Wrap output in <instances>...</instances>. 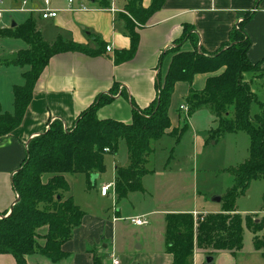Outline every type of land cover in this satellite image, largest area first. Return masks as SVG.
Returning a JSON list of instances; mask_svg holds the SVG:
<instances>
[{
    "label": "trees",
    "instance_id": "1",
    "mask_svg": "<svg viewBox=\"0 0 264 264\" xmlns=\"http://www.w3.org/2000/svg\"><path fill=\"white\" fill-rule=\"evenodd\" d=\"M166 0H151L143 7L142 0H128L122 18L130 47L117 51L113 62L130 59L137 48L139 35L136 25L143 26L147 17L161 9ZM240 21L230 33L229 41L214 53H206L198 46V37L191 26H185L183 34L160 55V60L170 53L168 67L163 73L160 69L154 78L155 98L145 109H140L131 100L132 120L123 121L100 118V106L111 102L118 88L115 82L107 94H99L76 118L73 127L66 129L54 120L49 130L33 137L26 147L21 166L11 177L15 202L0 214V254L12 255L17 264H28L27 257L39 254L52 263L68 257L61 246L72 237L84 211L69 194L67 175L82 173L88 179L104 170L105 153L116 154L119 142L123 140L128 154L126 167H116L113 180L117 202L128 198L134 191L144 192L142 176L152 172L146 169L147 158L151 154V143L161 140L165 135L180 140L189 127L188 119L197 110L208 107L218 120V127L212 135L246 132L250 139L247 159L230 169L232 186L226 191L221 212L199 214L191 212H171L164 216L165 252L171 254V264H192L194 248L206 255L219 251L235 254L243 246L244 228L252 235L253 248L264 257V219L242 216L228 203L244 194L255 179L264 180V98L252 91L250 80L263 78L261 61L252 63L247 52L250 40ZM192 39L189 40V36ZM0 38L18 39L27 45L17 53L16 63L28 66L23 73V83L12 88L13 111L2 112L0 107V137L10 134L20 124L31 101L33 87L49 59L56 54L80 51L87 55H101L105 44L98 43L96 49L89 51L73 41L58 36L53 42L43 39L36 26V20L29 16L23 23L14 27L0 29ZM191 42L190 50H183L185 41ZM4 62H8L5 60ZM197 74H205L204 86L195 90L192 86ZM186 82L189 92L183 108L181 126L167 134L171 128L168 108L175 84ZM118 93V92H117ZM121 95L128 97L125 92ZM253 108L254 111H253ZM225 199V200H224ZM44 232L41 233L40 231ZM92 264H103V257L92 253Z\"/></svg>",
    "mask_w": 264,
    "mask_h": 264
},
{
    "label": "crops",
    "instance_id": "2",
    "mask_svg": "<svg viewBox=\"0 0 264 264\" xmlns=\"http://www.w3.org/2000/svg\"><path fill=\"white\" fill-rule=\"evenodd\" d=\"M110 1L111 3L109 0H91L92 5L81 2L75 6L67 5L64 9L53 8L49 3L50 8L59 10L57 17L52 19L40 18L39 10L43 8L41 1L34 2L30 8L24 7L28 4L26 2L19 9L8 12L3 10L0 29L11 27L12 21L16 25L23 23L32 16L36 20V26L42 37L44 34L38 20L50 21L53 24L47 31L50 36L54 34V39L47 42H53L58 36L62 37L61 33L65 32L67 36L62 37L63 39L73 41L89 51L96 49L98 43H104L105 50L103 54L94 56L80 51H68L56 54L49 59L35 82L32 98L21 124L10 134L0 137V214L10 210L15 201L11 177L25 158L27 143L33 137L45 132L54 120L60 122L65 128L71 127L78 115L93 103L95 97L99 94H107L115 82L118 85V93L113 96L111 102L99 107L97 115L100 118L130 122L132 120L131 100L140 109H145L154 100L156 94L154 78L159 69L163 73L166 71L171 58L170 53H166L159 63L160 55L174 46L183 34L185 26L192 27L198 37V46L204 52L214 53L229 41L233 28L246 19L243 29L250 40L247 56L252 63L261 61V67L264 69V0H166L161 9L147 17L143 26L136 25L139 41L135 53L130 59L119 63L113 62L115 53L130 47V38L122 18V14H126L124 6L128 0ZM150 1L142 0L143 7H147ZM81 6H86L88 11L79 10ZM32 12L38 15L34 16ZM0 46H6L10 51L5 55L17 54L18 50L27 47L25 42L12 38H0ZM106 47H109V50H106ZM182 49H191L189 40L183 43ZM108 56H110L109 59ZM0 60L5 64L16 63L15 60L4 62L2 56ZM20 67L23 66L20 65ZM27 69L28 66L25 70L17 71L19 79L10 85L5 82L4 75V86L0 90L2 112L12 113V88L23 83L22 76ZM206 78L205 74H197L193 79V88L200 90ZM121 92H125L128 97L121 95ZM188 92L189 85L186 82L175 84L168 108L171 128L167 134L180 125L179 111L183 108ZM111 108L113 113L108 112ZM104 109L107 111L103 112ZM184 109L185 107L182 110ZM166 172L154 174L155 186H158L162 175H165L167 180L182 173V170ZM155 202L156 200L151 204V212L146 213V217L142 215L146 221L155 214L161 215L163 223L167 213L199 214L194 210L193 204L168 209L159 207L158 204L154 205ZM119 211L120 209L116 208L112 219L84 212L82 221L73 230L71 239L61 246L62 251L68 254L67 258L52 263L39 254H32L27 257L28 264H92V253L101 255L104 260L105 256H110L112 252L118 250V230L120 229L118 219H121ZM215 212L218 211L211 213ZM124 221L129 224L126 219ZM106 230L115 231L107 237L112 240L110 245L105 241ZM163 231L159 236L161 244L159 250L151 255L148 253L149 264H171L172 262L171 254L165 252ZM144 242L142 246L136 245L135 248L142 249L145 246ZM206 256L203 251L195 247L192 264H206ZM212 256V264H264V257L253 248L252 235L249 246L244 244L243 237V246L235 254L219 251ZM121 260L122 258H119V264ZM0 264L17 263L12 255L0 254Z\"/></svg>",
    "mask_w": 264,
    "mask_h": 264
},
{
    "label": "rangeland",
    "instance_id": "3",
    "mask_svg": "<svg viewBox=\"0 0 264 264\" xmlns=\"http://www.w3.org/2000/svg\"><path fill=\"white\" fill-rule=\"evenodd\" d=\"M26 1L28 2L24 5L26 8H30L34 2H42V0ZM22 2L23 0H0V9L5 12L16 10L21 6L23 7ZM49 2L51 7L57 9H64L67 5L75 6L81 2L92 5L91 0H71V3H68V0H49ZM109 2L111 3L110 0ZM32 14L38 15L36 12H32ZM38 22L43 31L44 39L46 41L53 40L54 34L50 36L47 31L53 24L50 21L43 22V20H38ZM186 34L191 40L192 35ZM61 36L66 37L67 35L62 32ZM189 43L191 44L190 41ZM8 52L10 51L6 46H0V58ZM107 58L109 59L110 56ZM26 68L27 66L20 67L19 63L5 64L0 60V90L4 86V75L6 77L5 82L10 85L19 79L17 71ZM252 76L251 73H246L245 79L250 80L252 91L262 99L264 98V77L252 78ZM113 92L117 93V88ZM106 111L104 109L103 112ZM108 112L113 113V108L108 109ZM186 113L187 108L185 107L182 115L184 116ZM188 121L189 127L183 132L178 142H176L175 137L165 135L161 140L151 143L152 152L147 158L145 167L152 172L142 176L144 192L134 191L128 198L121 199L119 202H117L115 194L112 193V188L109 190V195L105 197L100 195L102 184L107 183L112 186L115 168L126 167L128 164L127 149L123 140H120L116 154H104V170L94 181L82 173L67 175L69 193L72 194L73 201L79 205L82 211L112 219L116 208L120 209L118 250L114 252V255L118 260L122 258L121 264H149L148 253L151 255L159 250L161 247L159 236L164 230V223L160 214L151 216L150 220L147 218L148 221L144 226L141 225L142 227H137L131 223L126 224L125 219L131 216L149 214L151 204L155 200L154 205L158 204L159 207L168 209L187 207L188 204H193L194 210L199 214L211 213L212 211L221 212L224 202L222 200L212 202V198L214 196L224 197L233 183V176L229 170L244 162L248 157L250 146L248 134L240 131L222 136L212 135V130L218 127V120L208 107L195 111ZM181 123L178 127L181 126ZM72 127L73 125L65 128V130ZM177 170H182V173L167 180L165 179L167 177L162 175L158 181V186H155L154 174L156 172L167 173L166 171L174 172ZM227 205L228 209L235 208L243 217L249 215L253 219H264V180H252L244 194L239 195L235 202L231 201ZM195 214L193 216L199 215ZM114 233V230L111 232L106 230L105 241L109 245L112 240L107 237ZM262 233H264V228L260 234ZM143 242L145 246L142 249L135 248L136 245L142 246ZM244 244H248V246L251 244V233L247 229L244 230ZM103 263L111 264L110 256H105Z\"/></svg>",
    "mask_w": 264,
    "mask_h": 264
},
{
    "label": "built area",
    "instance_id": "4",
    "mask_svg": "<svg viewBox=\"0 0 264 264\" xmlns=\"http://www.w3.org/2000/svg\"><path fill=\"white\" fill-rule=\"evenodd\" d=\"M26 2H27L26 0H23L22 4L24 5V4H26ZM42 3H43V8H41L39 10L40 18L41 19L56 18L59 10L50 8L49 7V3H50L49 0H42ZM68 3H71V0H68ZM79 10L88 11V8L86 6H81L79 8ZM111 10H113V9H111ZM2 16H3V10L0 9V22L2 20ZM106 50H109V47H106ZM110 188L113 189L112 193L114 194L113 184H112V186H111V184H104L103 186H101L100 187V194L103 195V196L109 195ZM126 221L128 223L134 224L136 226L144 225L147 222L144 216L130 217V218L126 219ZM110 258H111V264H119V260L115 257L114 252H112L110 254Z\"/></svg>",
    "mask_w": 264,
    "mask_h": 264
},
{
    "label": "water",
    "instance_id": "5",
    "mask_svg": "<svg viewBox=\"0 0 264 264\" xmlns=\"http://www.w3.org/2000/svg\"><path fill=\"white\" fill-rule=\"evenodd\" d=\"M15 25H16L15 22L12 21V23H11V27H14ZM16 59H17V54H16V53H13V54H7V55H5V56L2 57V60H16ZM96 177H97L96 174L92 175V176L90 177V178H91V181H94V180L96 179ZM220 199H221V196H214V197L212 198V201H214V202H219ZM14 202H15V201H14ZM137 247H139V246H137ZM205 263H206V264H212V263H213V256H212V255H207V256L205 257Z\"/></svg>",
    "mask_w": 264,
    "mask_h": 264
}]
</instances>
